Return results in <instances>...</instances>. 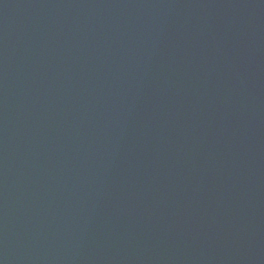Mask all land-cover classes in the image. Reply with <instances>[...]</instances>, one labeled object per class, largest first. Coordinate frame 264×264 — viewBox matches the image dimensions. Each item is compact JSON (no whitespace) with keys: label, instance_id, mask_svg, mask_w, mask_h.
Masks as SVG:
<instances>
[{"label":"water","instance_id":"1","mask_svg":"<svg viewBox=\"0 0 264 264\" xmlns=\"http://www.w3.org/2000/svg\"><path fill=\"white\" fill-rule=\"evenodd\" d=\"M0 264H264V0H0Z\"/></svg>","mask_w":264,"mask_h":264}]
</instances>
